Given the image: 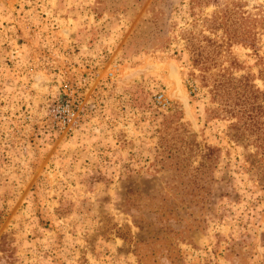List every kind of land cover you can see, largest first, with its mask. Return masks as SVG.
Masks as SVG:
<instances>
[{"label":"rangeland","instance_id":"1","mask_svg":"<svg viewBox=\"0 0 264 264\" xmlns=\"http://www.w3.org/2000/svg\"><path fill=\"white\" fill-rule=\"evenodd\" d=\"M0 264H264V0H0Z\"/></svg>","mask_w":264,"mask_h":264}]
</instances>
